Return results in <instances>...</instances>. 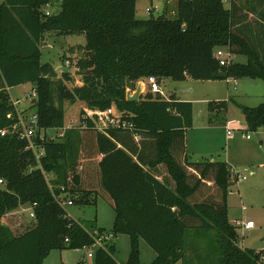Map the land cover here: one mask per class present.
I'll use <instances>...</instances> for the list:
<instances>
[{
  "label": "trees",
  "instance_id": "obj_1",
  "mask_svg": "<svg viewBox=\"0 0 264 264\" xmlns=\"http://www.w3.org/2000/svg\"><path fill=\"white\" fill-rule=\"evenodd\" d=\"M135 4L0 0V130L18 121L8 88L30 82L39 128L33 139L42 150L37 159L17 133L0 134V264H43L51 250L82 249L104 231L129 236L123 264H141L139 239L156 252L148 264H185L186 236L193 230L212 232L215 264H264L263 250L238 245L237 227L228 218L231 166L188 158L192 102L148 88L138 100L126 99L127 90L151 75L158 82L264 81V0H251L247 7L236 0H177L175 18L148 19L136 18ZM53 6L57 9L46 14ZM48 32L84 35V43L67 46L61 55L80 84L71 71L59 74L41 61L39 42ZM218 48H227L232 57L244 55L246 62L221 65L214 57ZM65 102L93 110L114 107L133 128L99 130L81 109L80 126L52 136L64 127ZM209 107L225 109L226 100L210 101ZM240 109L249 130L264 125V102ZM97 196L114 210L110 230L85 226L63 205L95 203ZM24 204L32 205L34 224L15 234L2 219ZM115 253L114 240L107 250L95 248L94 264H116Z\"/></svg>",
  "mask_w": 264,
  "mask_h": 264
},
{
  "label": "rangeland",
  "instance_id": "obj_2",
  "mask_svg": "<svg viewBox=\"0 0 264 264\" xmlns=\"http://www.w3.org/2000/svg\"><path fill=\"white\" fill-rule=\"evenodd\" d=\"M244 7L250 5L251 0H236ZM227 6V4H225ZM135 16L139 19H148L164 14L168 18L175 17L166 0H136ZM149 8L150 11H146ZM53 6L51 10H56ZM173 12V13H172ZM253 19L252 13L248 14ZM54 32L45 33L39 42L41 48V61L50 62L57 73L68 70L63 63L62 53L66 44L84 43L83 34L62 36L61 41L52 42L56 37ZM65 41V43H64ZM64 43V44H63ZM233 61L246 62L244 55H234ZM69 65V63H68ZM72 68V67H71ZM74 75V70L71 71ZM75 80L78 75H74ZM77 83L79 81H76ZM160 89L164 95L175 94L180 100L190 101L193 104V126L187 130L189 155L192 160L226 161L231 171L237 170L246 175V179L235 181L228 187L227 214L230 221H252L254 226L244 229L237 227L238 245L241 248H254L264 250V125L255 131L247 128L240 105L257 106L264 102V81L260 78H228L226 80H200L187 77L184 80L163 78L159 80ZM33 89L32 83L8 88L12 99L18 98V111L28 119L34 112L30 106L29 94ZM130 91V90H129ZM131 92V91H130ZM226 100V108L216 111L209 107V102ZM86 116L84 103H64V126H80L81 113ZM113 111H117L113 107ZM233 131L232 136L226 134V129ZM52 133L53 129H47ZM244 134H249L246 138ZM261 142V143H260ZM245 168H248L245 171ZM253 171V173L250 172ZM69 216L80 221L85 226L97 224L110 230L114 220V210L100 196L95 203L89 204H63ZM15 213L5 214L3 223L10 226L15 234L25 231L34 224V218L29 215L32 211L30 204L21 206ZM212 232H209V235ZM205 232L188 231L186 236V263L185 264H215L217 254L212 239ZM116 264H123L130 251V239L126 234L114 237ZM197 249V253L193 251ZM140 262L148 264L155 257V250L143 239H139ZM90 251L82 249L58 250L53 249L43 260V264H94L93 257L87 256ZM83 256V258H82ZM82 260V261H80ZM176 264H182L178 261Z\"/></svg>",
  "mask_w": 264,
  "mask_h": 264
},
{
  "label": "built area",
  "instance_id": "obj_3",
  "mask_svg": "<svg viewBox=\"0 0 264 264\" xmlns=\"http://www.w3.org/2000/svg\"><path fill=\"white\" fill-rule=\"evenodd\" d=\"M146 11H150L149 8H146ZM50 10L49 7H47L45 13L49 14ZM214 57L218 59L219 63L221 65H228L230 61L232 60V55L229 53L227 48H218L214 52ZM68 61H66V64L68 65ZM146 82L148 85V89L152 93H161L160 85L157 80V78L153 75L148 76L146 78ZM29 101L30 105L32 104L33 99L36 97V91L33 88L31 93L29 94ZM11 101L13 105L16 108L17 114H18V121L10 128V129H2L0 130V134L4 135L5 133L9 132H14L17 133V136L21 139H25L28 142V148H31L34 151V154L36 158L38 159L42 155V150L37 148L35 141L33 139V136L36 134V131L39 129L37 125V116L33 112L31 114V117L28 119V117L25 115H22L18 111V106L17 104L20 102L18 98L12 99ZM30 107V106H29ZM86 116L87 118H90L94 124L95 127L99 130H104L109 127H117V128H122V129H132L133 128V123L126 119L125 116H123L121 113L117 111H113V107L108 108L106 110H93L89 108H85ZM10 116V114H8ZM65 128H69V126H64L61 129H55L54 134L55 135H63V132ZM226 134L228 136L233 135V131L229 128L226 129ZM246 138H249V134H244ZM42 137V134H41ZM248 168H245V171H247ZM46 177H49V174H45ZM231 176L234 175L236 181L244 180L246 179V175L242 174L241 172L234 170L231 171ZM0 183H2V180L0 179ZM67 204H72L71 200H68L66 202ZM32 206V205H31ZM16 210H21V207H19ZM16 210L11 211L7 214L15 213ZM31 217L34 216L33 210L29 213ZM231 223H233L236 226H241L244 229H249L254 226L253 222L248 220V221H239V220H232ZM93 238V244L90 246H86L87 248L90 249V251L87 253V256L92 257L94 253L95 248H103L107 250V244L111 243L114 240V235L112 234L111 231H104L100 233H95L92 235ZM85 248V247H84ZM262 260L264 261V250L262 253Z\"/></svg>",
  "mask_w": 264,
  "mask_h": 264
},
{
  "label": "crops",
  "instance_id": "obj_4",
  "mask_svg": "<svg viewBox=\"0 0 264 264\" xmlns=\"http://www.w3.org/2000/svg\"><path fill=\"white\" fill-rule=\"evenodd\" d=\"M166 2L168 3V5H169V7H170V10H174L175 9V16H176V9H177V0H166ZM136 5V4H135ZM52 7H49V10L52 12ZM173 13V12H172ZM175 18V17H174ZM55 36V35H54ZM66 36H69V35H66ZM61 37L62 36H56L55 38H53L51 41L52 42H56V41H61ZM64 43H65V41H64ZM63 43V44H64ZM75 44H77V43H75ZM66 45H73V44H66ZM236 62H239V61H236ZM240 63H244V62H240ZM64 64L65 65H67L66 64V62H64ZM68 66V68H69V65H67ZM73 69L70 67L69 69H68V71H72ZM61 73V72H60ZM76 81H79V79L77 78L76 80H75V83L76 84H80V81L77 83ZM138 83H141V85H142V87H143V89H142V92H141V94L142 93H144L146 90H147V88H148V85H147V82H146V79H140L138 82H137V84ZM134 91V90H133ZM132 92V91H131ZM163 97H165V98H167V97H169V96H166V95H164L163 94V92L161 91V93H160ZM175 95V94H174ZM175 97L177 98V99H179L176 95H175ZM180 100V99H179ZM182 101H184V100H182ZM215 101H217V100H215ZM192 107H193V104H192ZM214 111H216L218 108H212ZM193 126V125H192ZM186 134H187V131H186ZM261 143V142H260ZM186 150H187V155H188V158L191 160V161H197V160H192L191 158H190V155H189V152H188V150H189V147H188V140H187V138H186ZM212 161H214V160H212ZM226 162V161H225ZM227 163V162H226ZM228 165H230L229 163H227ZM250 172L251 173H253V171L252 170H250ZM98 226V225H97ZM99 227H103V226H100L99 225ZM104 228V227H103ZM82 258H83V256H82ZM80 261H82V260H80Z\"/></svg>",
  "mask_w": 264,
  "mask_h": 264
},
{
  "label": "water",
  "instance_id": "obj_5",
  "mask_svg": "<svg viewBox=\"0 0 264 264\" xmlns=\"http://www.w3.org/2000/svg\"><path fill=\"white\" fill-rule=\"evenodd\" d=\"M142 89H143V87H142L141 83H138L136 85V88L134 91H132V92H130L129 90L126 91V99L127 100H134V101L138 100L139 96L142 92Z\"/></svg>",
  "mask_w": 264,
  "mask_h": 264
}]
</instances>
